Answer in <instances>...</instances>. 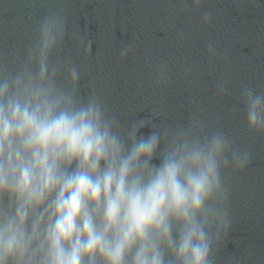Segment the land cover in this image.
<instances>
[{
  "label": "clouds",
  "instance_id": "obj_1",
  "mask_svg": "<svg viewBox=\"0 0 264 264\" xmlns=\"http://www.w3.org/2000/svg\"><path fill=\"white\" fill-rule=\"evenodd\" d=\"M64 37L63 18L46 16L23 60L0 63V264H214L223 172L247 153L197 120L147 133L122 123L80 95L76 65L53 62ZM241 99L248 129L264 134V92Z\"/></svg>",
  "mask_w": 264,
  "mask_h": 264
},
{
  "label": "water",
  "instance_id": "obj_2",
  "mask_svg": "<svg viewBox=\"0 0 264 264\" xmlns=\"http://www.w3.org/2000/svg\"><path fill=\"white\" fill-rule=\"evenodd\" d=\"M51 14L65 23L53 62L77 66L81 96L95 93L122 123L145 121L142 133L197 120L247 153L242 170L223 172L228 227L213 259L264 264V134L248 129L241 99L245 87L264 92V0H0V63L14 69Z\"/></svg>",
  "mask_w": 264,
  "mask_h": 264
}]
</instances>
